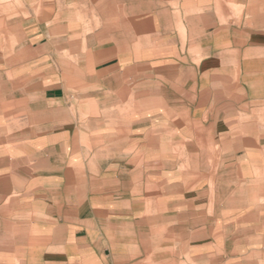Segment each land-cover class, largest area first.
<instances>
[{
	"label": "crops",
	"instance_id": "0c3cea01",
	"mask_svg": "<svg viewBox=\"0 0 264 264\" xmlns=\"http://www.w3.org/2000/svg\"><path fill=\"white\" fill-rule=\"evenodd\" d=\"M14 3L5 8L0 0V264H130L125 241L136 243L134 251H148L155 239L164 243V191L156 188L155 205L142 191L137 205L133 178L140 174L147 182L149 164L163 178L165 127L216 128L225 146L256 144L252 154H261L256 120L242 126L236 118L264 108V17L257 10L223 22L216 0H18L24 11ZM37 4L44 5L39 12ZM103 17L110 20L107 33L100 22L85 26V18ZM121 73H139L133 82L141 85L140 100H158L156 115L164 121L153 124L148 109L126 119L117 146L128 153L124 161L116 158L120 168L112 177H102L99 166L85 172L72 165L75 157L65 151L76 144L69 127H80L76 100L102 99L98 92L80 94L79 85L101 89L103 76ZM1 127L12 132L7 142L20 155L6 150ZM18 127H41L44 134L25 137L22 152ZM108 180L116 181L110 190ZM152 205L161 211L151 230L156 236L133 237L132 222L113 220L127 216L122 210L148 218ZM225 256L224 237L207 257Z\"/></svg>",
	"mask_w": 264,
	"mask_h": 264
},
{
	"label": "rangeland",
	"instance_id": "374dc122",
	"mask_svg": "<svg viewBox=\"0 0 264 264\" xmlns=\"http://www.w3.org/2000/svg\"><path fill=\"white\" fill-rule=\"evenodd\" d=\"M2 1L6 2V8L12 0ZM14 1L15 6L22 11L25 10L23 3L18 4V0ZM240 2L245 5L237 4L236 0H216V8L223 12L220 16L221 21L234 19L237 22L243 14L250 16L253 10H257L264 17V0H240ZM43 6L37 4L36 11L39 12ZM92 13H89L90 17ZM84 20L85 26H90L91 22L96 21L100 22V28L104 32L109 31L110 20L107 17L101 20L97 18L94 21L87 18ZM180 26L182 29V25ZM88 31L91 29L87 28L86 33ZM136 74L139 79V73H133L127 78V73L126 75L121 73L117 77L110 74L107 77L103 76L102 79H107L105 80L107 87L102 86L101 89H95L91 84L79 85L80 94L88 96L92 92H98L102 99L95 101L82 98L75 101L78 114L74 118L80 127H69L72 133L71 140L76 141V144L74 148L65 150L68 157H75L71 160L73 166L82 167L81 170L85 172L94 171L99 166L102 177H112L120 168L118 164H114V161L116 158L124 161V155L128 153L125 145L117 146V139L124 140L126 119L139 114L141 109H148L153 124L164 121L156 115L159 111L155 107L158 100L149 98L143 103L140 100L141 85L133 82ZM122 80L125 83L121 85ZM151 86L150 84V88ZM104 94L108 95L107 100H104L106 98ZM114 95L117 96V100L112 97ZM252 111L254 112L252 116L241 114L236 118L242 126L253 122L252 119L256 120L255 125L258 124L260 128L262 145L259 148L260 155L257 154V150L252 154L256 144L244 147L234 140L233 145L228 143L225 146L224 132L221 131L220 134L216 128L214 131L209 127L205 131L201 127L202 130L198 131V127H194L197 129L193 128L194 130L191 131L182 129L179 132L176 128L175 130L173 127H165L166 163L162 170L163 178L161 174L158 175L160 168H152L153 166L149 164V170L145 169L149 172L148 181L140 180L139 174L138 179L134 176L133 183L137 205L142 198V191L150 195L151 204H157L156 197L154 199L152 196L156 195V188L161 191L163 189L166 204L163 212L166 239L162 244H156V239L153 240V243L147 246L148 251L139 249L134 251L133 247H136V243L125 241V252L130 264H264V108H254ZM1 128L6 129L4 133L6 150L11 154L17 151L18 154L19 150H14L12 147L13 142H7V139H12V132L8 131V127ZM39 128L41 127L28 130L26 127H18L22 129L20 151H24L25 137L41 138L39 136L44 133L40 132ZM239 128L245 129V127ZM217 136L220 137L221 142L216 139ZM38 148L42 149V146L38 144ZM246 150L250 153L245 154ZM136 152L137 149L133 154L140 160V153ZM197 160L201 161L200 164ZM205 161L207 163H203ZM233 161L238 163H231ZM120 165L122 168L126 166L124 163ZM135 166L140 167V164ZM84 167L88 170H84ZM92 181L87 180L86 184ZM115 183L114 180H108L106 186L110 190ZM12 198L7 197L6 203H11ZM153 205L154 210L148 212V218L142 219V213L139 211L122 210L118 212H124L127 216L113 220L127 219L132 222L133 237H139L140 233L149 237L154 234L156 236V232L151 234V230L157 228L153 221L157 219L159 212ZM6 223L8 225L9 220H6ZM224 237L227 241L228 256H225L227 260L221 261L220 258L210 260L207 256L215 252L216 246H222ZM9 238L12 240V235L6 232V249L13 247L11 243H7Z\"/></svg>",
	"mask_w": 264,
	"mask_h": 264
}]
</instances>
